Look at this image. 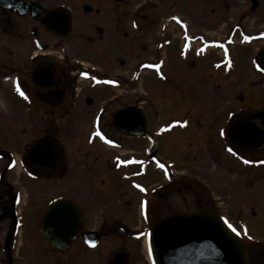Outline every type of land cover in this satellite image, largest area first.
<instances>
[{
    "label": "flooded vegetation",
    "instance_id": "af4514ba",
    "mask_svg": "<svg viewBox=\"0 0 264 264\" xmlns=\"http://www.w3.org/2000/svg\"><path fill=\"white\" fill-rule=\"evenodd\" d=\"M188 4L197 6L193 0H0V117L5 115L14 104L17 109L23 107L26 114L30 111L31 115L35 113L36 117L40 118L38 120L41 123L40 131L43 128L45 106L50 110L52 107V116L59 121L69 123L74 120V116L81 108L77 105L76 98L82 93V88L77 83L78 77L72 76V72L78 67L69 62L63 50H65L64 41L77 36L87 48V96L83 101L86 104L87 115H84V119H87V124L92 125L87 138L111 140V147L106 146V149L123 151L125 154L131 153L127 158L119 154L117 163L112 164L109 171L115 172L118 183L130 187L131 192L139 194V216L150 219V205L153 200L168 202L173 194L171 190L175 195L182 193L184 196L193 197L196 202L203 201L205 186L202 179L203 172L184 169L183 172L178 173L169 154L170 151L175 150L172 147L173 143L179 145L177 150L182 157L189 152L186 149V140L179 139L171 143V137L174 134L180 136L188 134L190 129H194L193 127L200 129L202 126L201 118L203 119L204 115L199 110L203 106L200 105L203 101L200 99L201 94L198 96V92H194L191 84L188 85L186 82L192 81L195 77L199 87L211 89L212 95L219 96L221 86L219 80L222 77L230 80L227 87L233 90L235 54L229 53L227 62H221L219 58L211 55V49L218 47L214 40L207 38L203 33L192 34L190 29L193 27L187 26L186 21L178 20V22L170 19L172 12L169 11H175ZM160 9L168 10L167 13H170L164 21L156 20L155 13ZM65 19L71 22V31L67 36L59 37L49 30L48 27L55 26ZM77 21L78 30L75 28ZM200 28L198 26L196 30ZM231 33L233 34L234 31ZM48 38L54 41L49 42ZM199 43L209 49L207 54H199L203 50ZM54 53H59V56L55 57ZM120 55L133 60L130 71H125L126 62ZM153 65L160 67L156 68ZM43 67H50L55 73L57 84L52 90L45 87L43 82L36 83L34 80L36 70ZM117 67L121 69V73L115 72ZM148 73L163 75L160 80L174 92H179L180 97L176 102L180 104L178 115L172 110L174 106L172 104L175 102L169 100L168 114L165 119L157 122V128L149 127L147 121V130L152 137L150 139L139 137L137 134L126 135L114 124L115 114L119 110L131 106L141 107L138 96L140 76ZM189 76H192L190 80H188ZM99 88L117 91L118 94L99 100L95 92ZM20 91H23L28 98L21 96ZM239 99L242 101L243 97ZM219 102L220 100L216 101ZM212 108L207 109L211 111ZM228 113L217 133L219 144L223 152L234 158L233 160L242 165L243 169L237 170L233 166L225 169L217 157L218 149L213 145L208 144L198 149L200 153L205 152L208 155L210 163H216L221 166L219 169L226 172V180L219 179L225 182L234 181L237 176H245L251 164L264 160V156L255 160L251 156L254 151L262 150L264 145L260 149L250 150L234 137L236 124L251 121L260 125L264 111L254 115L249 110V116L240 119H235L237 114L235 111ZM0 122L2 123L1 118ZM215 122L208 118L206 126ZM260 126L264 129V126ZM136 127L138 128L135 124L133 127L135 131ZM1 129L0 127V134H3L0 136V204H5L0 205V216L3 213H10L13 209L19 212L23 193L18 189V184L27 181L28 178L43 179L45 175L54 177L62 171L64 163L60 144L50 133L47 132L43 135L44 138L30 146L25 141L22 147L24 151L19 153L7 146L9 137L14 138V135L1 132ZM45 139L54 143L62 160L61 169L53 174H46L40 167L32 166L28 159V152L33 146ZM142 140L146 145L142 152L144 157L142 155L141 158L139 146ZM153 146L156 148L155 153L147 155L148 149ZM98 174V171L93 170L87 172L88 186L97 184ZM146 177L152 181V186H149V183L147 186L141 181ZM229 177L232 179L230 180ZM246 184L249 185L248 180L245 181L244 187ZM117 195L119 200L125 197L124 192H119ZM94 198L95 205H87L88 251L96 247L91 244L95 237L99 243L102 236L109 234L106 232L107 219L116 217L115 214L108 212L105 205L103 206L102 203L105 202L103 198L99 196ZM93 213L100 216V219L96 227L89 228L88 218ZM232 224L241 233L249 250L248 264H264V238L258 241L249 240V224L246 220L238 219L232 221ZM117 225V230L122 232L124 227H127L123 223ZM89 232H94L95 235L91 236ZM118 252L128 254L129 260L124 264H129L130 253L125 250ZM116 253L107 264H116L114 260ZM148 264H150L149 260Z\"/></svg>",
    "mask_w": 264,
    "mask_h": 264
},
{
    "label": "rangeland",
    "instance_id": "374dc122",
    "mask_svg": "<svg viewBox=\"0 0 264 264\" xmlns=\"http://www.w3.org/2000/svg\"><path fill=\"white\" fill-rule=\"evenodd\" d=\"M258 1L259 7L252 9L249 0H193L197 6L188 4L175 11H169L172 12L170 19L186 21L187 26H192L193 29H190L192 34L203 33L218 44L219 49L217 46L211 49L213 57L219 58L221 62H227L229 53L235 54L233 76L235 83L232 90L227 87L230 80L220 77L221 86L218 96L217 94L212 95L211 89L199 87L195 77L192 81L186 82L188 85L191 84L192 88H190L194 92H198V96L201 94L200 99L203 101L200 105L203 104V106L199 110L204 115L203 119L201 118L202 126L200 129L193 127L194 129L189 130V132L192 131L191 133L188 132L181 136L174 134L171 137V143L179 139L186 140V149L189 152L187 155L182 157L177 150L179 145L176 143L172 145L175 150L170 151L169 154L178 173L183 172L184 169L203 172L202 179L205 185L203 201L196 202L193 197L184 196L182 193L175 195L171 190L173 194L168 202L153 200L150 205V219L139 216V194L131 192L130 187L127 188L118 183L115 172L109 171L110 166L117 163L119 154L127 158L131 153L125 154L123 151L109 149L110 143L103 138H87L92 128L91 124H87V119H84V115H87L86 104L83 102L87 96V48L77 36L64 41L65 57L67 56L69 62L78 67L72 72V76L78 77L77 83L82 88V93L76 98L77 105L81 108L74 116V120L69 123L59 121L52 116V107L50 110L45 106L43 128L40 131L41 123L38 121L40 118H37L35 113L31 115L30 111L26 114L23 107L17 109L14 104L5 115L0 117L1 132L14 135V138L11 136L7 141V146L11 150L22 153L25 141L30 146L44 138L43 135L48 132L57 139L64 155L63 169L54 177L32 180L28 178L27 181L18 184V189L23 193V203L20 205L19 233L11 245L12 264H107V261H111L113 255L120 250L130 253L129 264H148V253L144 241L147 228L166 217L197 212L221 214L231 222L238 219L246 220L249 224V240L258 241L264 238V165L254 164L250 169L248 168L249 171L245 176H237L234 181L229 177L231 181L225 182L219 180L220 178L226 180L227 177L226 172L219 169L221 166L210 163L208 155L198 151L208 144L213 145L218 149L217 157L225 169L231 166L237 170L243 169L242 165L240 166L233 160L234 158L232 159L226 152H223L217 133L228 116V111L237 113L235 119L249 116V110L254 115L264 111V71L260 67L258 58L259 52L264 48V0ZM167 12L168 10H158L155 13L156 20H166L165 18L170 14ZM77 23L78 21L75 25L76 30L79 29ZM198 26L201 28L197 31ZM232 31H234L233 34ZM47 41L54 40L48 38ZM199 46L203 48L199 54L209 52L204 44L199 43ZM53 55L58 57L59 53ZM120 57L126 62L125 71H130L133 60L126 59L122 55ZM115 72L121 73V69L117 67ZM160 78H163V75L157 73L140 76L138 92L140 106L152 129L157 128V122L168 114L169 100L175 102L172 104L174 114L178 115L180 112V104L176 103L180 100L179 92H174ZM190 78L192 76H189L188 80ZM95 92L99 100L118 94L117 91L107 90V88H99ZM189 97L192 98L191 95ZM240 97H243L242 101ZM217 100L220 102L216 103ZM28 105L30 109V104ZM207 108H212V110L209 111ZM208 118L213 122L216 121L215 124L212 123L207 127ZM145 145V141H140L139 156L141 158ZM106 146L109 148L106 149ZM251 156L254 160L264 156V148L254 151ZM91 170L98 171L99 174L97 184L88 186L87 172ZM246 180L249 181V185L246 184L244 187ZM141 181L147 186L148 183L152 186V181L148 177ZM119 192L125 193L123 200L116 197ZM95 196L103 198L105 200L102 203L103 206L105 205L108 212L116 216L107 219L108 231L106 232L109 234L102 236L98 245L90 251L87 250V243L81 237L66 253L53 252L40 231V219L48 204L59 197L78 202L84 209V230L87 231V205H95ZM108 216L110 217V214ZM99 219L100 216L93 213L88 218V227H96ZM120 223L130 229V236L117 230V224ZM12 226L13 222L9 218L0 221V264H8V257L3 247Z\"/></svg>",
    "mask_w": 264,
    "mask_h": 264
},
{
    "label": "water",
    "instance_id": "95a60500",
    "mask_svg": "<svg viewBox=\"0 0 264 264\" xmlns=\"http://www.w3.org/2000/svg\"><path fill=\"white\" fill-rule=\"evenodd\" d=\"M251 2L253 8L258 6L257 0ZM49 28L58 35H66L70 25L66 27L60 23ZM260 58L264 66V51ZM34 80L36 83L43 82L51 90L57 82L50 67L38 69ZM114 123L123 132L147 135L145 117L140 109L130 107L120 110ZM135 124L138 126L136 131L133 128ZM234 137L243 146L256 149L264 142V130L254 123L241 122L235 126ZM29 158L33 164H39L47 172L59 168L60 159L52 144L48 143L45 150L42 145L34 147ZM11 217L14 225L5 244L10 264V245L17 231L15 215L11 214ZM41 223L43 236L49 241L52 250L65 252L78 237L83 226V213L74 202L60 199L50 205ZM148 247L153 264H247L249 261L248 250L241 237L232 231L224 218L216 214L194 213L164 218L153 224L148 231ZM116 259V264H119V260H123V263L128 260L125 254L117 255Z\"/></svg>",
    "mask_w": 264,
    "mask_h": 264
},
{
    "label": "snow or ice",
    "instance_id": "6c2138e0",
    "mask_svg": "<svg viewBox=\"0 0 264 264\" xmlns=\"http://www.w3.org/2000/svg\"><path fill=\"white\" fill-rule=\"evenodd\" d=\"M245 39H248L247 37H245ZM153 67H156V68H159L160 66L159 65H153ZM17 90L19 91V85H17ZM20 95L23 96L25 99H27L28 97L25 95V93L23 91H20ZM108 143H112L111 140H108L107 141ZM229 151H231V149H229ZM161 167H163V165H161ZM137 187H140L139 185H137ZM229 227H232V225L229 224ZM232 231L233 232H236V228L232 227ZM239 235V233H237Z\"/></svg>",
    "mask_w": 264,
    "mask_h": 264
},
{
    "label": "bare ground",
    "instance_id": "6f19581e",
    "mask_svg": "<svg viewBox=\"0 0 264 264\" xmlns=\"http://www.w3.org/2000/svg\"><path fill=\"white\" fill-rule=\"evenodd\" d=\"M249 258V257H248Z\"/></svg>",
    "mask_w": 264,
    "mask_h": 264
}]
</instances>
